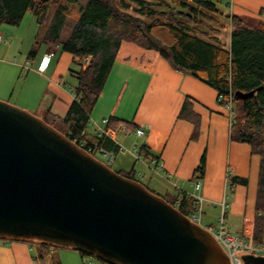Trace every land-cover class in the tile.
I'll return each instance as SVG.
<instances>
[{
	"label": "crops",
	"instance_id": "obj_1",
	"mask_svg": "<svg viewBox=\"0 0 264 264\" xmlns=\"http://www.w3.org/2000/svg\"><path fill=\"white\" fill-rule=\"evenodd\" d=\"M210 1L224 16L264 21V0H228L225 9L219 5L222 0ZM19 23L0 25V100L50 122L53 121L49 118L61 119L74 100L76 79L70 73L71 66L61 61L64 51L60 47L50 53L45 43L29 56L38 37V23L28 30H21ZM216 36L221 39L223 31ZM224 37L230 41L229 29ZM135 55L145 56L144 63L139 64ZM150 57L148 51L137 50L112 63L89 112L84 142L94 145L109 139L117 147L115 157L130 154L142 162L154 177L150 176L148 183L153 185L148 189L158 195L201 196L202 226L216 225L221 217L220 203L228 194L227 208L222 214L225 228L253 243L259 154L252 152L249 145L230 138L232 119L225 106L218 103L214 88L188 72L174 69L162 57ZM68 78L74 79L72 84L67 83ZM185 101L199 118L195 133L193 122L178 116ZM109 117L119 123L114 126L112 122L111 126L108 121L103 122ZM98 127L109 129L112 134L100 138L96 134ZM137 127L144 131L142 135L135 134ZM95 153L106 157L100 148ZM202 156L203 177L193 179ZM118 168L123 172L134 168L139 182V176L146 174L134 166L129 170ZM195 180L200 182L199 189L194 186ZM261 244L264 245V225ZM51 247L39 257L37 242L0 238V264H53ZM58 253V264H83L78 249L60 247Z\"/></svg>",
	"mask_w": 264,
	"mask_h": 264
},
{
	"label": "water",
	"instance_id": "obj_2",
	"mask_svg": "<svg viewBox=\"0 0 264 264\" xmlns=\"http://www.w3.org/2000/svg\"><path fill=\"white\" fill-rule=\"evenodd\" d=\"M0 238L76 248L110 264H230L213 236L162 196L3 100ZM241 260L264 264L252 254Z\"/></svg>",
	"mask_w": 264,
	"mask_h": 264
},
{
	"label": "trees",
	"instance_id": "obj_3",
	"mask_svg": "<svg viewBox=\"0 0 264 264\" xmlns=\"http://www.w3.org/2000/svg\"><path fill=\"white\" fill-rule=\"evenodd\" d=\"M132 1L138 4L135 11L139 15L152 18L143 24L142 29L137 24L138 17L125 11L130 6L126 0H86L84 5L79 6V15L69 36L60 40V32L68 11L66 3H75L76 0H66V3L63 0H0V25L18 24L27 11H31L38 25H42L49 7L56 5L43 38L48 51L51 53L60 47L61 51L72 55L73 61L88 62L86 67H81L78 71L70 70L76 84L73 86L74 100L65 116L56 118L57 120L52 119L53 122L45 118L43 120L92 155H95L96 148H103L115 154L117 147L109 139L98 141L94 145L84 140L87 138L89 112L100 95L112 63L125 58L129 52L124 49L148 51L150 58L157 55L167 60L174 69L190 73L215 89L217 101L221 106H225L229 94L235 91L255 90L254 95L244 100L233 97L232 101L239 102L241 118L232 120L229 135L231 139L249 145L251 151L260 156L252 242L261 244L264 225V21L225 15L227 23L215 19L216 26L210 25L213 31L210 37L207 29H202L200 24L203 21H200V18L213 17L197 7L202 6L220 14L215 3L210 0ZM165 3L171 6V11L178 8L187 9L190 15L179 9L175 14L169 13L166 21H161L159 14L164 11H157L154 6ZM191 20L197 21L199 26L190 24ZM222 29H229L228 48L216 36ZM156 31H164L168 40L157 36ZM35 52L36 49L32 48L29 56ZM178 116L192 121L194 133L197 132L199 118L190 110L187 101L181 106ZM112 122L114 126L119 123L109 117L108 124L111 125ZM144 156L149 155L145 153ZM204 169L205 158L202 156L194 170L193 179L202 178ZM117 172L136 180L134 168ZM162 197L182 214H188L194 209L195 200L190 195ZM37 243L39 257L48 253L49 247L53 245L43 241ZM79 252L81 256L85 255L84 251ZM100 260L102 264H110Z\"/></svg>",
	"mask_w": 264,
	"mask_h": 264
},
{
	"label": "rangeland",
	"instance_id": "obj_4",
	"mask_svg": "<svg viewBox=\"0 0 264 264\" xmlns=\"http://www.w3.org/2000/svg\"><path fill=\"white\" fill-rule=\"evenodd\" d=\"M64 1V3H66V0H63ZM117 1V0H116ZM128 3H129V8L128 9H126L125 11L127 12V13H129L130 15H132V16H135V17H138V22H137V24L139 25V27H141V29L143 28V24L145 23V22H149L150 21V19H152V18H146V17H144V16H142V15H139L136 11H135V9H136V7H138V4L136 3V2H134V1H132V0H126ZM228 0H222V3L220 4L219 3V5L222 7V8H226V3L225 2H227ZM86 3V0H76V2L75 3H69V2H67L66 3V5L68 6V11H67V15H66V20H65V24H64V26H63V28H62V30H61V32H60V36H59V39L60 40H64V39H66L68 36H69V34H70V32H71V30H72V28H73V26H74V24L76 23V21H77V18H78V15H79V11H78V9H79V6L80 5H84ZM156 9H157V11H160V12H162V11H164V12H162V13H160L159 14V16H160V20L161 21H166V17H167V15H169V13H177V12H179V9H181V11L182 12H184V13H186V15H190V13H189V11L187 10V9H182V8H178V9H173L172 11H171V6L170 5H168L167 3H165V4H162L161 6H158V7H156V6H154ZM197 7H199V9L203 12V13H205V14H207V15H209V16H211V17H213L212 19H207V18H204V17H201L200 18V21H203V23L202 24H200L203 28L202 29H207V33H208V35L211 37V35L213 34L212 32V30L210 29V25H215L216 26V23L214 22V21H216L217 19L218 20H220V21H222V22H226L227 23V21H228V19H226L225 17H224V15H222L223 14V12L221 13V14H217V13H214V12H211V11H209V10H206V9H204L202 6H197ZM55 8H56V5H51L50 7H49V9H48V11H47V15H46V18H45V22L42 24V25H38V37H37V39L34 41V47L33 48H35L36 50H38L39 49V47L40 46H42V45H44V41H43V38H44V36H45V33H46V27H47V25H48V23H49V21L51 20V18H52V16H53V13H54V10H55ZM31 19H34V24H36V20H35V18H34V15H33V13L31 12V11H27L24 15H23V17H22V19H21V21H20V23H19V25H21L20 26V29L21 30H28V29H32V27H33V29H34V24H33V22H32V20ZM216 19V20H215ZM211 20V21H210ZM197 22V21H196ZM196 22H193V20H191V21H189V23L190 24H192V25H197V26H199V24H198V22L196 23ZM207 23H209V25H207ZM4 25V24H3ZM6 25H8V24H6ZM206 25V26H205ZM36 26H37V24H36ZM213 27V26H212ZM155 29H157V28H155ZM158 30V29H157ZM226 30L227 29H222V31H223V36H221V39L220 40H222L221 42L223 43V45H225L226 46V48H228L227 46H229V42L226 40V38L224 37V34L226 33ZM160 31V30H159ZM156 35L157 36H159V37H161L162 39H164V40H168V36L166 35V34H164V31H161V33L160 32H158V31H156ZM124 50H126V51H129L128 53H131L132 52V50L130 49V50H127V49H124ZM139 51V50H138ZM137 56L138 57H140V58H137ZM142 57H145V56H142V55H135V57L134 58H136L137 60H138V63L139 64H143L144 63V60L142 59ZM130 58H131V56H130ZM133 58V59H134ZM63 63H64V61L69 65V66H71V69L73 70V71H78V70H80V68L82 67V64H83V66H85L86 67V65L88 64V62H82V61H80V62H75V61H73L72 60V55L70 54V53H68V52H66V51H64L63 52V54H62V60H61ZM164 61V60H163ZM69 77V76H68ZM72 77V76H71ZM73 78V77H72ZM72 78H68V79H66L67 81H64V82H67V83H70V84H72L73 83V81H74V79H72ZM66 83V84H67ZM7 102V101H6ZM233 113H232V116H231V119L232 120H240V118H241V111L239 110V102L238 101H233ZM14 106H16V105H14ZM226 113L229 115V112L226 110ZM32 114H34V113H32ZM50 120H52L51 118H49ZM142 139H138V144H140L142 141H141ZM95 155V157L97 158V159H99V160H101L102 162H104V163H106V165L107 166H109L111 169H113V170H117V171H119V168H118V166H122L123 168H125L126 170H129L132 166H134L136 169L138 168V170H144L145 172H146V174H145V176L144 175H141V176H139V180H140V182H142V184H144L147 188H152V183H148V180H149V178H150V176H152L153 177V175L149 172V171H147L146 170V168L144 167V165L142 164V162L140 163V162H138L132 155H130V154H126L124 157H113L112 159H113V161H111L110 162V159L109 158H107V157H102L101 156V154H99V153H94ZM118 161H120V162H118ZM154 178V177H153ZM230 180V179H229ZM152 181H153V179H152ZM149 184V185H148ZM151 186V187H150ZM151 190V189H150ZM201 222H203V220L201 221ZM200 222V224H202L203 225V223H201ZM26 241H30V242H37L36 240H26ZM60 247H63V246H59V245H52V247L50 248V251H52L51 253H52V255H53V258H54V261H59V258L57 257L58 255H59V253H58V248H60ZM84 259H85V261H87L88 259H94L97 263H99V264H101L102 263V261L100 260V259H98V258H93V257H91V256H89V255H86L85 257H84Z\"/></svg>",
	"mask_w": 264,
	"mask_h": 264
},
{
	"label": "built area",
	"instance_id": "obj_5",
	"mask_svg": "<svg viewBox=\"0 0 264 264\" xmlns=\"http://www.w3.org/2000/svg\"><path fill=\"white\" fill-rule=\"evenodd\" d=\"M1 39V36H0ZM234 95L233 93L229 94L228 100L225 104V109L229 112V117L231 119L232 112H233V99ZM108 118L103 119V122H107ZM136 135H142L144 131L137 127L135 129ZM96 134L100 138H105L107 136H110L112 134V131L106 128L98 127L96 130ZM100 152H102L107 158L110 159V162L112 161V158L114 156V153L112 151L105 150L103 148H100ZM194 186L196 189H199L200 182L199 180H195ZM194 202V209L189 212L188 214H184L191 222H194L198 225H200V220L202 216V197L199 195H192ZM229 198V195L226 194L224 196L223 201L220 203V210H221V217L218 219L215 226L212 225H206L202 226L204 227L216 240V242L219 244L221 249L224 251V253L227 255L230 264H242L241 255L243 254H252L255 256H263L264 257V245L263 244H255L246 242L242 239L240 235L234 234L229 232L225 226L222 219V214L227 208V199ZM86 255H89L93 258H96L90 254L85 253V255H82V263L83 264H99L94 259H88L85 261L84 257ZM102 264V263H101Z\"/></svg>",
	"mask_w": 264,
	"mask_h": 264
}]
</instances>
